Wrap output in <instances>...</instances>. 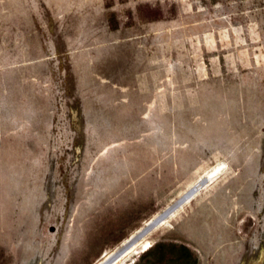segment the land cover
Wrapping results in <instances>:
<instances>
[{
	"label": "rangeland",
	"instance_id": "1",
	"mask_svg": "<svg viewBox=\"0 0 264 264\" xmlns=\"http://www.w3.org/2000/svg\"><path fill=\"white\" fill-rule=\"evenodd\" d=\"M171 206L118 264H264V0H0V264Z\"/></svg>",
	"mask_w": 264,
	"mask_h": 264
},
{
	"label": "bare ground",
	"instance_id": "2",
	"mask_svg": "<svg viewBox=\"0 0 264 264\" xmlns=\"http://www.w3.org/2000/svg\"><path fill=\"white\" fill-rule=\"evenodd\" d=\"M205 182L206 180H204L203 182L196 181L192 185L196 187H198L199 185L202 187ZM192 185L190 187H192ZM201 187H198L194 193L188 194L186 197H184L181 203L188 201L198 190L201 189ZM184 193L185 191L180 195ZM173 211H175V208H172L171 206L165 208L161 212L156 213L154 216H151V218L144 222L141 228L137 229L130 237H128V239L122 242L120 248L110 253H106L104 254V256L102 255L103 258L96 264H118L122 259H124L132 251H134L135 248H137L136 246L138 245L141 239H143L153 228L163 223Z\"/></svg>",
	"mask_w": 264,
	"mask_h": 264
},
{
	"label": "water",
	"instance_id": "3",
	"mask_svg": "<svg viewBox=\"0 0 264 264\" xmlns=\"http://www.w3.org/2000/svg\"><path fill=\"white\" fill-rule=\"evenodd\" d=\"M262 261V257H260V259H258V261L256 262H250V264H261Z\"/></svg>",
	"mask_w": 264,
	"mask_h": 264
}]
</instances>
